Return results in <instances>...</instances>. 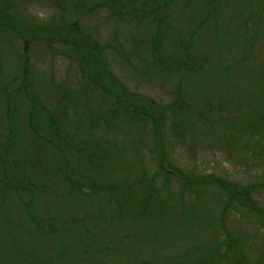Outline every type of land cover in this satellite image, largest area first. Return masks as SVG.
I'll return each instance as SVG.
<instances>
[{"label":"rangeland","instance_id":"1","mask_svg":"<svg viewBox=\"0 0 264 264\" xmlns=\"http://www.w3.org/2000/svg\"><path fill=\"white\" fill-rule=\"evenodd\" d=\"M0 20V264H264V0H0ZM87 44L160 124L111 116ZM48 115L70 143L112 149L96 182L113 194L71 193Z\"/></svg>","mask_w":264,"mask_h":264},{"label":"trees","instance_id":"2","mask_svg":"<svg viewBox=\"0 0 264 264\" xmlns=\"http://www.w3.org/2000/svg\"><path fill=\"white\" fill-rule=\"evenodd\" d=\"M135 12L136 13L138 12V10H136L135 7L132 10H126L125 8L120 9V13L124 14V15H128L129 13L135 14ZM2 18H3V24L7 25L9 28H12L16 33H18L21 36L23 51H24V55L26 56V54L29 51V47L31 46L30 45L31 41L28 39L29 37H27L26 34L20 32V29L17 26V24H13L12 21L6 20L3 15H2ZM86 46L87 47L80 46L79 49L81 52H83L82 57L84 58V62L86 63L87 74H88V77L91 78L88 81L89 85L90 86H92V84L99 85V86H101V88L103 90H105L108 94H110V97L114 96L113 97L114 99L112 98L111 107H110L111 108L110 109L111 116L116 117L119 120L127 118V120L129 122H132L131 119H134L133 117H135L136 115H139L143 121L148 122V119H150V120H152V122L160 124V122H159L160 119H158L157 116H153V114L151 115V112H149L147 110L144 111V110L139 109L138 106L136 105V103L133 101V99H130L129 96H131V95H129L127 93L128 96H125L124 93L122 92V88L120 86H118L117 84L111 85L110 88L106 86L107 82H106L105 78L111 77L110 79L112 82L113 81L112 80V74L109 71V69L106 66H104L103 61L101 62L97 57H93V56L91 57L90 56L91 50L88 47L89 44H87ZM81 52H80V54H81ZM85 53L87 56H90V58H92L91 65H88V64H90V62L87 59ZM159 56H161V55L157 54V58ZM88 68H89V72H88ZM25 75H26V71H25V68L23 67L22 76L26 80ZM99 78L101 80H99ZM112 104H113V106H112ZM129 106L133 107V108L130 109ZM100 118L101 117H97L96 120L98 121V120H100ZM53 119L50 115H48L47 122L41 128L43 131L40 133L43 135L44 138H47L49 148H51L55 152H59L61 154V158H62L61 162L65 161L67 164H69V166H67V167L68 168L70 167V170L66 171V172H61V174L63 176V177L62 176L61 177H62V179L65 178V181L70 184L71 193L75 192L73 194H84L86 192L85 191L86 188H90L93 191L102 189L104 191H109L113 194L114 190H112L113 188L111 185H110L111 189H109V186H107V185L100 186L103 183L102 181L96 182L97 178L102 177L100 175V172L104 171L105 167L108 166L109 161H112V159H113L112 158V154H113L112 149L111 148H110V150L104 149L102 147L103 142H99V141H91L90 146H86L88 144L83 145L82 143H79V144L70 143L67 136L65 135L66 133L61 132V129H58V127H59L58 121L55 120V118H53ZM34 131H36V130L34 129ZM106 131H109V130L106 129ZM156 132H158V134H156ZM36 134H38V132ZM155 137L157 138V141H158V142H156L157 146L160 147L161 145H164L163 143H160V140L163 138V133L161 134V130H160L158 125L156 126ZM73 145H75L74 148L71 147ZM80 152L82 153V156H81V154H79ZM78 156H79V159H78ZM73 157H75V158L73 159ZM76 160H79V161H76ZM86 160H89L90 161L89 164H91L89 171L93 174V176L90 178V180L92 182L89 180L83 181V180H85L86 177H84L82 175H80V176L77 175V173L83 174L82 172L84 171V169L88 172L86 167H84ZM72 162H74L75 165H70V164H72ZM61 166H60V168H61ZM151 180H153V181H151ZM154 181H155V179L150 178V179H145L142 182V184H145L147 186V188H146V186H144L145 187L144 198L142 197L145 204L152 202V201H156L155 199H151V198L156 197V195H154L152 193V191L155 190L154 189ZM218 181H221L223 183V185H225L224 188H226V190L230 188V186L227 184L226 180L223 179V181H222V179H218ZM18 186L19 187L22 186V189L29 188L28 185L24 182H23V184H21V183L18 184ZM146 190H147V193H146ZM230 193L232 195L230 198L233 200L235 197H236V200L237 199L239 200V202L240 201L242 202V200H240L239 198L246 199L244 194L241 193L240 191L238 192V190H236L235 188H233L232 192H230ZM33 198L34 197H32V199ZM250 207L252 208V206H250ZM240 208H241V205H240ZM29 211L34 212V214L29 213ZM28 213L30 214L31 225H33L34 229L37 230L38 232H40V234H49L55 230V228L54 229L53 228H49V229L47 228L48 222L45 221V218L42 217L40 212H38L35 208H33L30 205V203L28 204ZM34 235H39V234H34Z\"/></svg>","mask_w":264,"mask_h":264}]
</instances>
